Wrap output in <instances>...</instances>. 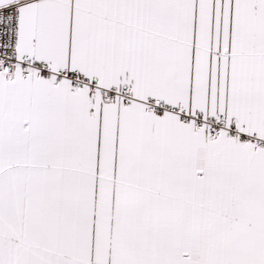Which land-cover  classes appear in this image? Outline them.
Here are the masks:
<instances>
[{"label": "snow or ice", "instance_id": "6c2138e0", "mask_svg": "<svg viewBox=\"0 0 264 264\" xmlns=\"http://www.w3.org/2000/svg\"><path fill=\"white\" fill-rule=\"evenodd\" d=\"M0 264H264V0H0Z\"/></svg>", "mask_w": 264, "mask_h": 264}]
</instances>
